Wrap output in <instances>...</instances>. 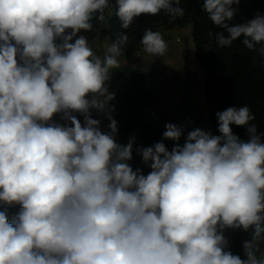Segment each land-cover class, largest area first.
Wrapping results in <instances>:
<instances>
[{"label": "clouds", "instance_id": "obj_1", "mask_svg": "<svg viewBox=\"0 0 264 264\" xmlns=\"http://www.w3.org/2000/svg\"><path fill=\"white\" fill-rule=\"evenodd\" d=\"M241 0H203L220 31L264 59V14L232 23ZM181 0H115L128 29L141 15L183 17ZM110 0H0V264H264V133L248 106L216 114L220 135L165 124L162 140L116 142L107 82L129 43L118 34L101 58L81 32L103 22ZM144 52L163 56L146 29ZM109 121L108 130L92 111ZM60 114L61 120L54 121ZM83 117L79 119L77 115ZM244 127L248 139L233 133ZM175 141L169 150L164 141ZM225 228L242 229L244 257L226 251Z\"/></svg>", "mask_w": 264, "mask_h": 264}, {"label": "trees", "instance_id": "obj_2", "mask_svg": "<svg viewBox=\"0 0 264 264\" xmlns=\"http://www.w3.org/2000/svg\"><path fill=\"white\" fill-rule=\"evenodd\" d=\"M203 0H181L184 9L183 17L171 20L163 11L158 15H141L128 29L121 28V22L115 15V0H110V7L105 10L103 22L93 21V28L107 39L110 44L118 34H127L129 43L123 48L122 57H131L142 47L140 40L146 29L161 33L162 29L184 27L191 24V32L195 45V57L202 68L205 78V100L209 109L210 133L220 135L216 114L229 107L248 106L255 115L258 132L264 133V59L253 51L246 49L238 39L229 47H219L208 33L220 31L202 11ZM237 7V15L232 23H243L252 19L258 12L264 14V0H241ZM111 12L109 13V11ZM162 35V34H161ZM110 90L115 94L111 101L118 125V138L125 145L131 137H135L133 154L140 146L149 147V134L139 131V118L128 111L141 112L155 98V92L147 85V75L138 69L119 67L111 72ZM233 133L242 140L248 136L244 127L232 126ZM151 137V136H150ZM264 139V137H262ZM130 166L135 170L132 160ZM19 205L3 206L9 220H13L19 212ZM227 240L226 251L244 257L243 241L250 238L242 229L225 228L220 230Z\"/></svg>", "mask_w": 264, "mask_h": 264}, {"label": "rangeland", "instance_id": "obj_3", "mask_svg": "<svg viewBox=\"0 0 264 264\" xmlns=\"http://www.w3.org/2000/svg\"><path fill=\"white\" fill-rule=\"evenodd\" d=\"M191 28V24H188L184 27L162 29V37L168 45L167 51L163 56L150 55L144 52L142 46L131 57H118L120 67L130 69L134 67V69L145 72L147 75V85L155 92V98L143 111H128L127 113L128 115L135 114L138 116L139 131L149 134V146L159 142L165 131V124L170 123L173 115L176 113L180 102L185 96L180 81L188 80L189 72L193 73L195 77L194 96L198 119L209 124V109L205 100V78L202 68L195 57V45ZM80 34L87 37L92 50L102 58L110 42L103 38L96 28H93L89 32H81ZM126 63L129 64L127 65ZM110 82L111 74L110 80L107 82L108 89L111 92ZM110 106L113 108L111 101ZM151 111H155L158 116L156 118L152 117ZM75 115L81 121L83 120V117L79 116V114ZM111 115L115 119L114 110L111 112ZM92 118L101 120V128L105 131L108 130L109 121L104 114L93 110ZM53 119L58 123H66V121L61 120L60 114L54 116ZM119 136L117 134L116 138ZM141 167L140 169H142L145 175L150 171V168L147 166L144 169Z\"/></svg>", "mask_w": 264, "mask_h": 264}, {"label": "water", "instance_id": "obj_4", "mask_svg": "<svg viewBox=\"0 0 264 264\" xmlns=\"http://www.w3.org/2000/svg\"><path fill=\"white\" fill-rule=\"evenodd\" d=\"M181 87L184 91V98L180 102L176 113L173 115L171 122L184 128V135L181 137L179 143L183 145L185 142L187 132L200 128L210 133V125L198 119L197 111L195 108V77L194 74L189 72L188 80L180 81ZM116 142L125 145L124 141L116 138ZM171 146L175 145V141H170ZM129 163V161H128Z\"/></svg>", "mask_w": 264, "mask_h": 264}, {"label": "crops", "instance_id": "obj_5", "mask_svg": "<svg viewBox=\"0 0 264 264\" xmlns=\"http://www.w3.org/2000/svg\"><path fill=\"white\" fill-rule=\"evenodd\" d=\"M131 69H134V67L131 68ZM141 72H142V71H141ZM143 73H145V72H143ZM133 163H134V166H136L135 169L140 168V166H142L141 168L144 169L145 166H146V165H144V164L142 163V159H141V157H140L137 153H134V154H133Z\"/></svg>", "mask_w": 264, "mask_h": 264}, {"label": "built area", "instance_id": "obj_6", "mask_svg": "<svg viewBox=\"0 0 264 264\" xmlns=\"http://www.w3.org/2000/svg\"><path fill=\"white\" fill-rule=\"evenodd\" d=\"M126 64L128 65L129 63H126ZM151 116L154 117V118H156V117L158 116V114H156L155 111H151ZM161 140H162V138L159 139V142H160ZM164 143L166 144V146H167V148H168L169 150L172 149V146H171L169 140H168V141H164Z\"/></svg>", "mask_w": 264, "mask_h": 264}]
</instances>
